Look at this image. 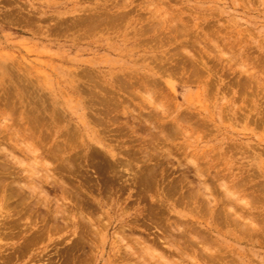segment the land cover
<instances>
[{
    "label": "rangeland",
    "instance_id": "obj_1",
    "mask_svg": "<svg viewBox=\"0 0 264 264\" xmlns=\"http://www.w3.org/2000/svg\"><path fill=\"white\" fill-rule=\"evenodd\" d=\"M0 189V264H264V0H0Z\"/></svg>",
    "mask_w": 264,
    "mask_h": 264
},
{
    "label": "bare ground",
    "instance_id": "obj_2",
    "mask_svg": "<svg viewBox=\"0 0 264 264\" xmlns=\"http://www.w3.org/2000/svg\"><path fill=\"white\" fill-rule=\"evenodd\" d=\"M110 16V15H109ZM109 18V17H108ZM111 19V18H110ZM99 20V19H98ZM100 21V20H99ZM90 22V21H89ZM100 25V24H99ZM92 26H94V25H92ZM36 181V180H35ZM3 185V184H2ZM34 186V185H33ZM1 190V189H0ZM24 191V190H23ZM13 194V193H12ZM16 195V194H15ZM9 196V195H8ZM8 198V197H7ZM32 207V206H31ZM45 216V215H44ZM57 216V215H56ZM55 217V216H54ZM53 217V218H54ZM36 222V221H35ZM46 223H47V221H46ZM49 226V225H48ZM46 229V228H45ZM181 233V232H180ZM185 234V233H184ZM206 234V233H205ZM206 236V235H205ZM208 236V235H207ZM168 242V241H167ZM154 244V243H153ZM149 245V244H148ZM150 247V246H149ZM144 248H145V246H144ZM136 250V249H135ZM133 251H134V249H133ZM134 254H135V252H134ZM140 254V253H139ZM130 256H131V254H130Z\"/></svg>",
    "mask_w": 264,
    "mask_h": 264
}]
</instances>
